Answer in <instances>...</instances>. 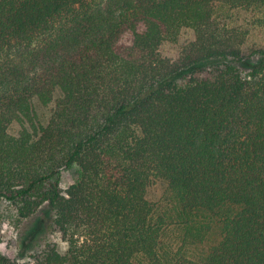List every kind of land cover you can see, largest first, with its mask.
<instances>
[{
  "label": "trees",
  "instance_id": "obj_1",
  "mask_svg": "<svg viewBox=\"0 0 264 264\" xmlns=\"http://www.w3.org/2000/svg\"><path fill=\"white\" fill-rule=\"evenodd\" d=\"M1 202L35 264H264V0H0Z\"/></svg>",
  "mask_w": 264,
  "mask_h": 264
},
{
  "label": "rangeland",
  "instance_id": "obj_2",
  "mask_svg": "<svg viewBox=\"0 0 264 264\" xmlns=\"http://www.w3.org/2000/svg\"><path fill=\"white\" fill-rule=\"evenodd\" d=\"M193 39V33L190 29L181 30L178 39L175 42H164L160 45V53L169 58L175 59L181 46ZM250 62L240 63L242 73L249 70ZM13 125L10 129L15 130ZM74 169H65L61 173L60 184L66 187L75 178ZM164 185L159 182L152 184L148 191L147 197L151 200L157 199ZM51 213L46 207L41 208L34 215L22 219L16 214L14 208L9 204L0 203V252L11 258H15L26 264H35L31 256L37 253L46 241H53L57 244L58 249L62 252L66 248L65 241L60 234L52 231L49 227Z\"/></svg>",
  "mask_w": 264,
  "mask_h": 264
}]
</instances>
